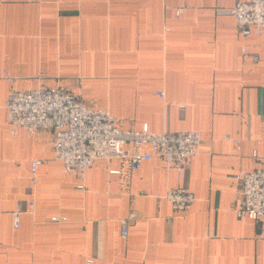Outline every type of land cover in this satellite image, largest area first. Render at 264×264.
Returning <instances> with one entry per match:
<instances>
[{
  "label": "crops",
  "instance_id": "0c3cea01",
  "mask_svg": "<svg viewBox=\"0 0 264 264\" xmlns=\"http://www.w3.org/2000/svg\"><path fill=\"white\" fill-rule=\"evenodd\" d=\"M248 1L0 0V264H264V218L239 217L236 179L264 169V29L244 37L222 13ZM40 87L122 130L198 131L199 154L181 180L159 157L98 160L81 179L53 131L10 132L9 94ZM179 186L195 196L184 211L165 198Z\"/></svg>",
  "mask_w": 264,
  "mask_h": 264
},
{
  "label": "built area",
  "instance_id": "2783aa9c",
  "mask_svg": "<svg viewBox=\"0 0 264 264\" xmlns=\"http://www.w3.org/2000/svg\"><path fill=\"white\" fill-rule=\"evenodd\" d=\"M182 11V8L177 10L179 13ZM222 13L235 18L236 26L244 37L253 33L259 35L264 29V0L238 3L230 12ZM246 57L259 61L257 54L244 48L243 58ZM158 95L164 97L163 92ZM6 109L12 135L22 131L33 135L53 131L56 159L63 163L65 172L76 173L81 179L98 160H126L132 170H137L143 163L159 157L177 170L181 180L184 164L199 154L201 136L198 131L155 133L146 126L141 131L122 130L117 126V118L109 111L90 109L77 96L60 87L12 91L7 98ZM146 148L150 151H145ZM39 163L33 162L34 175ZM236 179L243 188L239 217L264 218V169L236 175ZM165 198L178 211L188 209L195 201L194 194L183 186L169 189ZM33 210V202H29L27 207L19 204L13 212L14 228H19L23 213ZM120 223L121 235L127 238L129 220L124 219ZM87 264H92V261Z\"/></svg>",
  "mask_w": 264,
  "mask_h": 264
}]
</instances>
